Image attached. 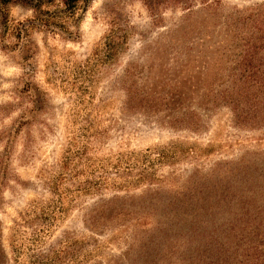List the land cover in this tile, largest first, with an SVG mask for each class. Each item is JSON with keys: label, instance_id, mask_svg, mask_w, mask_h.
<instances>
[{"label": "rangeland", "instance_id": "obj_1", "mask_svg": "<svg viewBox=\"0 0 264 264\" xmlns=\"http://www.w3.org/2000/svg\"><path fill=\"white\" fill-rule=\"evenodd\" d=\"M38 2L0 4V264H210L171 200L250 172L219 264H264V0Z\"/></svg>", "mask_w": 264, "mask_h": 264}, {"label": "trees", "instance_id": "obj_2", "mask_svg": "<svg viewBox=\"0 0 264 264\" xmlns=\"http://www.w3.org/2000/svg\"><path fill=\"white\" fill-rule=\"evenodd\" d=\"M11 1L0 0V4ZM38 1L41 3L52 0ZM62 1L65 4H74L78 0ZM251 175L252 172L245 177L240 176L233 184L226 180L223 184L205 185L200 189L195 188L193 191L175 195L171 200V214L167 215V222L163 224L168 223L171 226V234L183 237L186 246H191L185 242L187 237L189 241H195L197 256L209 257L210 264H219V255L225 250L228 241L236 240L235 245L239 249L240 243L245 239L243 234L247 232L250 217L245 218L251 207L248 199L252 200V197L245 196L242 191L246 189L245 184H248V177ZM237 185L241 190H237ZM252 243L254 244L250 245ZM260 245V242L252 240L244 248L253 247L258 251ZM247 248L240 254V262L248 261L253 250L248 251Z\"/></svg>", "mask_w": 264, "mask_h": 264}]
</instances>
